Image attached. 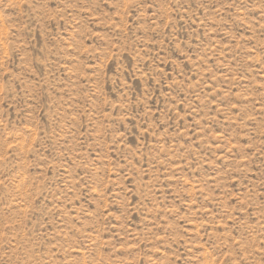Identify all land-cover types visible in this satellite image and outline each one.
Here are the masks:
<instances>
[{
  "label": "rangeland",
  "instance_id": "obj_1",
  "mask_svg": "<svg viewBox=\"0 0 264 264\" xmlns=\"http://www.w3.org/2000/svg\"><path fill=\"white\" fill-rule=\"evenodd\" d=\"M0 264H264V0H0Z\"/></svg>",
  "mask_w": 264,
  "mask_h": 264
}]
</instances>
